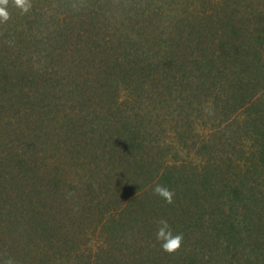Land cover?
Instances as JSON below:
<instances>
[{
  "label": "trees",
  "instance_id": "trees-1",
  "mask_svg": "<svg viewBox=\"0 0 264 264\" xmlns=\"http://www.w3.org/2000/svg\"><path fill=\"white\" fill-rule=\"evenodd\" d=\"M8 10L2 264H264V0Z\"/></svg>",
  "mask_w": 264,
  "mask_h": 264
},
{
  "label": "clouds",
  "instance_id": "clouds-1",
  "mask_svg": "<svg viewBox=\"0 0 264 264\" xmlns=\"http://www.w3.org/2000/svg\"><path fill=\"white\" fill-rule=\"evenodd\" d=\"M14 2L16 7L20 8L23 12H28L32 6V0H14ZM8 4L9 0H0V22L9 19ZM153 191L164 198L167 203H172L174 191L166 185L156 184ZM160 223L163 227L157 230L156 236L161 241V247L169 252L176 250L181 245L183 234L175 233L166 219H161ZM6 264H14V260L10 257L6 261Z\"/></svg>",
  "mask_w": 264,
  "mask_h": 264
}]
</instances>
